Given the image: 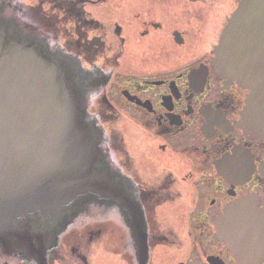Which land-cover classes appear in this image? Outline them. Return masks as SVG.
<instances>
[{
    "label": "flooded vegetation",
    "instance_id": "flooded-vegetation-1",
    "mask_svg": "<svg viewBox=\"0 0 264 264\" xmlns=\"http://www.w3.org/2000/svg\"><path fill=\"white\" fill-rule=\"evenodd\" d=\"M241 1L0 0V53L77 91L74 139L49 150L85 178L0 205V264H264V139L214 66Z\"/></svg>",
    "mask_w": 264,
    "mask_h": 264
},
{
    "label": "water",
    "instance_id": "water-1",
    "mask_svg": "<svg viewBox=\"0 0 264 264\" xmlns=\"http://www.w3.org/2000/svg\"><path fill=\"white\" fill-rule=\"evenodd\" d=\"M215 55L216 73L249 91L239 126L264 139V0L240 2ZM23 62L18 53H0V205L7 207L33 201L45 178L49 184L85 186V178L49 150L53 142L65 145L74 139L65 129L79 125L81 110L74 111L76 103L71 105L73 114L66 113L68 100L73 103L76 93L63 90L64 98L56 97L53 88L58 91L60 87L52 70L46 65L32 70ZM56 130L62 134L56 135ZM93 135L88 142L99 140V132ZM93 188L110 195L114 192L112 185ZM219 223L224 238L230 240V229L225 228L231 223L230 215Z\"/></svg>",
    "mask_w": 264,
    "mask_h": 264
},
{
    "label": "rangeland",
    "instance_id": "rangeland-1",
    "mask_svg": "<svg viewBox=\"0 0 264 264\" xmlns=\"http://www.w3.org/2000/svg\"><path fill=\"white\" fill-rule=\"evenodd\" d=\"M182 8H185V7H182V6H174V10H175V13H185V12H187V10H188V8H187V10L185 11V9L183 10ZM189 9H191V7L189 6ZM13 12V11H12ZM189 12H190V10H189ZM10 14V13H9ZM41 32H43V30L41 29L40 30ZM170 44L168 43V46H169ZM128 64L129 65H131L130 64V60L128 59ZM124 71H128V69L127 70H124ZM72 83V82H71ZM66 84H67V82H66ZM79 88V87H78ZM73 89V91L72 92H76V94H77V91H76V89L74 88V85H70V86H68V88L66 89V91H70V90H72ZM78 91H80L79 89H78ZM90 117H92L93 118V116L91 115V116H89L88 115V117H85V118H83V122L84 123H86V121L87 120H92V118H90ZM94 119V118H93ZM97 120V119H96ZM94 121V120H93ZM98 121V120H97ZM99 125V124H98ZM97 124H96V126H97V128L98 127H100V126H98ZM111 127H112V129H113V131L114 132H116L117 131V128H119V126H120V124H115L114 122L112 123L111 122ZM101 128V127H100ZM110 133H111V130H110ZM79 136V135H78ZM114 134H113V132H112V134H111V139H110V145H109V147H112V143L115 141V139H114ZM77 139H78V142L77 143H81L80 142V140H79V138L77 137ZM54 196H56V195H54ZM53 197V196H52ZM51 197V198H52ZM58 201V200H57ZM54 204H57V202L56 203H54Z\"/></svg>",
    "mask_w": 264,
    "mask_h": 264
},
{
    "label": "bare ground",
    "instance_id": "bare-ground-1",
    "mask_svg": "<svg viewBox=\"0 0 264 264\" xmlns=\"http://www.w3.org/2000/svg\"><path fill=\"white\" fill-rule=\"evenodd\" d=\"M56 65H57V64H55V63H51V65L48 67V69L54 71V73H56V75L58 76L57 73L59 72V69L56 67ZM60 72H61V71H60ZM60 72H59V73H60Z\"/></svg>",
    "mask_w": 264,
    "mask_h": 264
}]
</instances>
